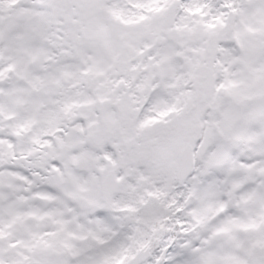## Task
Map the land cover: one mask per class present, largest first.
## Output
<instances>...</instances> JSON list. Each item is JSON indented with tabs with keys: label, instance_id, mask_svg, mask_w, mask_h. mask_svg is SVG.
Instances as JSON below:
<instances>
[{
	"label": "snow or ice",
	"instance_id": "1",
	"mask_svg": "<svg viewBox=\"0 0 264 264\" xmlns=\"http://www.w3.org/2000/svg\"><path fill=\"white\" fill-rule=\"evenodd\" d=\"M0 264H264V0H0Z\"/></svg>",
	"mask_w": 264,
	"mask_h": 264
}]
</instances>
